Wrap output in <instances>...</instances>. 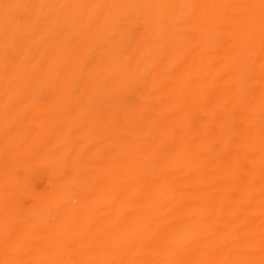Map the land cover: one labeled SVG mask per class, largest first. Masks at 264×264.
<instances>
[{"label":"bare ground","instance_id":"6f19581e","mask_svg":"<svg viewBox=\"0 0 264 264\" xmlns=\"http://www.w3.org/2000/svg\"><path fill=\"white\" fill-rule=\"evenodd\" d=\"M0 264H264V0H0Z\"/></svg>","mask_w":264,"mask_h":264}]
</instances>
